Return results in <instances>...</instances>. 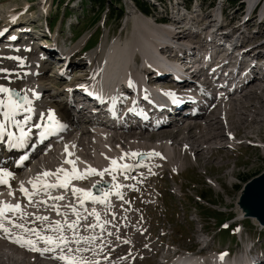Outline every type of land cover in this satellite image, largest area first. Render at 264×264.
I'll return each instance as SVG.
<instances>
[{"label":"bare ground","instance_id":"6f19581e","mask_svg":"<svg viewBox=\"0 0 264 264\" xmlns=\"http://www.w3.org/2000/svg\"><path fill=\"white\" fill-rule=\"evenodd\" d=\"M262 1L263 0H261V2ZM242 2L246 5L248 4L249 12L252 11V7H255L254 10H256V8L261 3L259 2V0H242ZM152 4L155 7L158 6V3H155V0L152 1ZM175 4L178 5L177 0H175ZM248 11L247 13H249ZM258 11L259 14H264V4L263 7H261ZM220 15L221 14H219L216 18H210V22L208 21L209 23L207 22L208 24H206L208 25V27H210L208 29H211L213 27H211L210 25L213 23V21H216L217 18L219 19ZM262 15H260L261 18ZM249 16H252L254 20V15H248L247 17ZM244 19L245 16L237 25L233 24L228 26L229 29L232 26H236L238 27L237 31H239V28L244 26ZM220 23L223 24V20H221ZM177 25L183 26V21L179 22ZM215 26L217 27L216 30L208 31L209 33H206L207 37L201 40L202 42H204L205 40L204 48L207 52H209L210 55L212 54L213 50H217V54H221L219 52V48H222V43H220V41L222 42L224 36L230 37V34H228L229 29L227 26H225V29L227 30L225 31L224 29V34H219V36H217V33H219L217 31L219 30V27L218 25ZM175 28H179V26L175 25L174 29ZM241 30L239 31L240 35ZM184 31L186 32L185 28ZM174 32L178 33L179 31L172 32V30H166L165 32L160 33L155 30H149L148 39L146 34H144L143 38L145 40L146 46H151L153 52H150L149 49L147 50L145 48L146 50L144 49L143 52L145 54H148L147 56H143L140 61L134 53H132L129 58H127L129 54L127 55V57L123 56V50L121 52L113 53L112 51L106 52L102 48L103 54L105 53L106 56H104L105 58H102L103 55L101 53V55H99L98 51L95 52L96 55L92 54L90 56L88 63H81L80 69L77 68L79 66L77 64V66L74 68V72L77 70H80L81 72V70L84 69V71H86L85 73L93 72V74L96 73L97 75L100 71H102L105 82L109 85L111 84L115 91L106 95L103 94L102 91H96L93 93V95H91L88 90H85V87L82 88V85L84 84H86V86L91 85L92 81L90 79L84 82L76 83L75 85H70L67 81L63 88L57 90V94L62 95V91L65 97L68 99L65 104L63 102L60 103L64 105V107H61L59 103L57 104V101L56 103H53L48 100L49 98L53 100V98L56 97L52 96V94L50 96L49 94V90L53 88V86L50 85L55 81L53 82L49 79L44 80V68L40 65L37 73H34L36 67L34 62H39L42 60V56H40L39 60H37L38 54L36 51V47L37 45L41 47L42 44H45L44 39H37L33 44L34 47L31 46L30 48L11 46L9 49H0V68L8 69L10 73V75H7V78H5L6 74L0 73V83L1 81H4L6 83V87L19 92L21 96L27 95L29 100H31L32 102L31 107H34L36 109L34 114L21 112L19 115H17V120H23L25 116L29 115L32 117L33 123H30V121H28V123L23 125L25 130L33 129L39 122L46 124V115L48 114L49 110L54 111L55 116L59 117L60 119L70 120L71 116L68 109L71 105H73V101H75L73 100V97L78 96L82 97L83 99V102H81L83 107L79 110V114L76 113L80 115L78 120L75 122L76 129L74 131H69L66 134H63L61 139L57 141V145H61L60 149L56 147L44 153L42 152V147L35 149V151L32 152V156H34L33 165L29 164L27 166H25L26 164H20L19 158L15 160L17 156V154L15 153H0V168L6 169L13 173V178L9 182L10 187L7 185H0V201H4L13 205L20 203L22 206V213L26 214L24 215L23 219H20V213L13 214L9 212L7 213V216L9 218H13L16 223L26 224L27 222H29L30 225H35L39 227V229H43L45 235L55 236L56 233H52L48 230V225L55 221L64 223L65 219H67L68 222L77 220V215L72 211V209L75 208L76 212L80 214V221L76 229L77 234L84 237L95 236L97 237V239L92 244H69L68 247L73 249L72 253H68L69 255H76L77 257L82 256L83 261H86L87 264H138L137 257H132L128 252H126V247L127 251L130 247V241H128V239L126 238L128 235H130L127 234L130 232V228L128 229V227L125 226V221L128 220L127 223L130 227L137 228V230L132 231L135 239V245L140 243V236H144L145 233L142 230V227H133L130 225L129 219L133 217L134 214L131 212L132 209H128L129 207H127V201H122L120 196L124 195L125 193L132 196L136 193L135 191H138L140 188L132 187L131 185H129L122 186L117 189L115 185H113L111 188L107 186L102 187V185H100L99 187L88 189V187L85 186V181L100 178L96 177L95 175H88L84 179L72 180L69 186L91 190L94 194L99 193L100 188H103L104 191L110 192L108 203L102 204L99 202L85 201L83 204H75L72 202L74 196L69 188L67 190L62 188L49 190L50 194H52V192L60 193V195L57 196H64L63 200H51L49 199L48 194L40 192L32 197L34 203H29L28 199L20 192L21 185H23L25 188L27 186L29 192L33 191L32 184L29 183L30 179H33L34 181L36 177L43 172L55 170V168H61V166L65 169V167L69 165L64 162L66 159L77 160L80 158L78 160L79 162H76V167L81 172H84L85 169H87L89 166L97 169L95 164L97 159L96 152L101 151V149H104L106 147L113 149L120 148L122 156H124V158L121 159L122 156L120 157L118 152H113V154H116L118 156L114 159L119 160L118 164H128L132 165L133 167L128 171L117 170L116 172H113L111 174L105 173L103 176L104 178L109 175H115L116 180L113 181L117 182L122 175L127 176V174H132L131 176L133 177L135 175L138 176V174L142 171L144 172L151 170L154 172L156 170H153L152 168H158L159 164H162L165 161L169 166L168 168L178 171L179 166L176 159L179 153L184 154L185 152H187L189 153V155L191 154L195 157V161H202L204 163L209 160L211 161L216 157V155L220 154L221 151H224L225 149H231L229 146L219 145V143L225 141V139H228L227 141L237 139L240 134L245 135L246 138L249 139V137L253 135V132L249 131L250 128L259 123L261 124V122L264 124V86H261L263 85L262 83H264V66H258L253 62L243 59V56L245 55L247 50L252 48V46L239 48L238 50H236L235 55H233L232 57L231 53L227 55V58H232L234 60V64H236L237 67L244 66L245 74L240 77L237 73V69H235L231 73H227L225 77L226 83L224 84V88L218 90L222 92L225 91V93L223 96H220V94H218L217 92L211 94L209 90H215L213 84L215 85L217 76L221 75V73L224 72L227 64H220L212 73L208 72L209 68L207 67V63L204 64L203 69H200V66L197 67L200 70L194 69L193 67L196 63L194 62V59L189 60L188 57L189 55H192L195 60L202 61L203 57H199L198 52H196L198 44H196V47L191 45L192 48H189L190 46H188V50L182 51L187 56V58H185V55L181 53V51H179L181 47L176 45L177 41L175 43L174 40L172 42L167 41V37H169V34L173 35L175 34ZM159 33L161 34L160 38L154 37L156 35H159ZM11 35L17 40H23V36L19 34L11 33ZM231 35L236 44L240 42L243 43V40L241 38H238L239 36L234 32H232ZM150 40H160V43L157 44ZM201 41H199L200 44ZM136 49L139 50V54L142 52L140 48ZM245 49L247 50L244 51ZM170 50H172V54L175 53V55L167 56ZM58 51L60 54L65 55L63 52L64 49H59ZM237 51H239V54ZM254 51H256L255 54L260 53V51L253 50V52ZM46 55L48 57H51L52 52H46ZM174 56L175 58H178V60H182V62L177 63V61H174ZM9 57H16L18 59H9ZM63 57L68 60L67 63L71 67L72 64L71 61H69L68 55H65ZM261 57H264V53L261 54ZM4 58L8 59L9 62L6 61V63L8 64L5 63ZM29 58H32V60L29 61ZM132 60L134 61L133 64L131 62ZM49 63L50 61L48 62V64ZM156 63L157 65L161 64L160 66L164 69L160 70V68L157 67L156 70H154L153 64ZM172 63L175 64L176 67L174 65H171ZM197 64H199V62H197ZM247 64H249L250 66ZM133 65H140L141 69L138 70L137 67L132 68ZM183 67L187 68L185 70L189 71V74H195V76H197L200 71H203L199 78L201 79L202 84L205 86L193 83V79H191L190 75L187 74L186 71H183ZM85 73L83 74L86 75ZM19 74H21L22 76H20ZM158 76H160V79H162L163 77H168L169 79H166V81L175 84L173 85V87L177 88L172 89L166 87L167 90L163 91L154 89V87H157L158 84L153 86H150L151 84H149V86L147 85L146 81H154ZM34 79L39 82L38 86L37 83H31V81ZM81 79L82 78H79L78 80L81 81ZM122 80L125 81V84L118 87L117 84ZM45 81H48L47 84H50L48 87L44 86L47 85L45 84ZM232 81L236 83H234L233 91L230 92L227 88V85ZM26 82L28 83V85L26 84ZM143 83L145 86L143 85ZM95 84L97 85L96 82ZM157 88L162 89L159 86ZM77 93L79 95H77ZM168 93L172 95H168ZM2 96L3 94H0V97ZM128 98H131V100L127 104L126 100ZM104 100L110 102L111 104L109 106H105L103 102ZM78 101L80 103V99ZM90 104L92 105V108L89 113H92V111H94V107L97 108V113L88 115L92 116L93 119L88 120L86 123H84L87 125H84V127H82V116L84 114V109ZM183 105L202 107V110H200L198 113H195L194 117H191V115L193 114L192 110L185 109L183 111L185 121L183 123H179L177 121V119L179 118L177 117V115L181 111ZM121 107H123V109H121ZM147 111L148 113L144 115ZM41 115H43L45 119L41 120ZM85 115L86 114H84V117ZM222 115H224L223 118ZM72 118H74L73 115ZM2 119L3 117L2 115H0V120ZM188 123L190 125L185 126ZM181 125L184 127L180 128ZM169 127L175 128L172 129ZM89 128H94L97 131L92 132ZM99 128H103L102 131H99ZM8 131L15 133L17 136H19L20 134L19 129L14 125H9ZM111 131H113V133H111L112 135L108 134ZM75 133L78 134L75 135L74 139L71 138ZM93 139H96L97 142H93ZM262 141L263 140H261V142ZM70 144H72V147H68V145ZM213 144H216L217 146H212ZM261 144L264 147V141ZM65 146H67L68 152L73 153L72 156L69 157L65 152ZM0 147H2L4 151L8 148H12L9 144L7 135H5L3 140H0ZM162 150H165L168 153L165 156H162L160 153ZM132 152L142 154L155 152L159 153V155H140L137 157L125 155ZM152 157H156V160L158 161L151 159ZM82 158L88 162L90 160L91 162L86 163L87 165L82 164ZM106 158H108V155L105 156V159ZM39 159L40 164H37ZM152 161H155V163H152ZM79 163L81 164L79 165ZM155 164L158 165L155 166ZM204 166L206 167L207 165L204 164ZM33 168L35 172H32V174L31 170ZM106 168H110V165L104 168H99L97 170L103 171ZM25 169H27L28 171L25 174H21ZM70 169H72L71 165ZM70 169L66 170L71 172ZM45 179L51 183L57 182L56 176H49ZM132 181H134V178H132ZM5 191L7 193L12 192L14 193V195H9ZM117 192H119V195H117ZM38 201H46L47 203H35ZM58 202L63 203L62 206H57L59 208L61 216L63 217L62 220H56L55 217L50 215L51 212L57 213L56 209H54L52 205H55L56 203L60 204ZM48 208H50V210ZM62 208L64 210H62ZM109 208H113L112 210L118 208V212L116 211L117 215L115 217L114 225H109V228L103 229H101L99 226L92 228L90 227V225H88L89 223H92V225H98L100 221H102L104 218L106 219V216L108 215L106 214V210ZM89 209H93L96 213H99L100 221H97L95 216L90 215V213H92L93 211H89ZM39 210L49 211V213H45L42 211L40 212ZM102 210L104 212H102ZM127 211H129V213ZM38 213H44L43 215L47 216L49 220L44 222L37 221L35 217L38 216ZM111 215L113 216V214ZM115 222H117L118 225H115ZM82 225L83 227H81ZM6 226L11 229V234H5L3 231H0V260H2L0 264H37V262L26 256H30L33 259L36 258L37 260H39L38 258L41 257L43 261H41V264H65L64 261L56 258L61 255L59 249H57L55 252H45L41 254V252L30 250L29 246L27 245L22 246L20 243H15L14 239L17 236H24L25 238L31 239H36V237L30 233H24L20 229L12 228L11 225L6 224ZM25 226L29 227V225ZM35 226L31 227L37 228ZM121 230H123V233L121 232ZM125 234L127 235L124 237L123 235ZM64 235H66L71 240L73 237V231L65 227ZM120 235L124 238L122 239V237H118ZM131 236L132 235H130V237ZM118 238H120V240H118ZM125 241H127V243H125ZM100 242H102V244L96 246ZM152 244L153 242H151L148 247L152 246ZM37 247L43 249L44 247H46V245L40 242L37 244ZM78 247H88L89 249L93 250L80 253L75 251V249H77ZM15 248L22 249V253L26 256L20 255V257H16L17 250ZM108 248L113 251H111L109 256L108 254L105 255L108 256L107 258H103L102 256L106 251H108ZM65 252L67 253V249H65ZM185 252H192V250L186 251L185 249ZM262 260L263 259H261V261ZM139 263L142 262L139 260ZM158 263L167 264V262L164 263V261L161 260Z\"/></svg>","mask_w":264,"mask_h":264},{"label":"rangeland","instance_id":"374dc122","mask_svg":"<svg viewBox=\"0 0 264 264\" xmlns=\"http://www.w3.org/2000/svg\"><path fill=\"white\" fill-rule=\"evenodd\" d=\"M144 1H146L147 4L150 3L149 0ZM177 1L178 5L175 4V0H163V3L159 4L157 7L153 6L151 1V6L148 5V8L151 11L154 10V13L146 17L137 10L136 5H132L133 3L131 0H120L118 7H116V11L118 12L119 8H123V14L120 19L110 20L108 14H106L104 10L99 13V19L96 18V9H94V6L83 3L82 0H0V29L4 28L8 30L11 27H15L14 25L16 24H22L25 25L29 31L27 34L29 37L28 41H36L37 39L45 40V44H42L41 47H43L45 51L52 52V56L46 58V64L43 66L45 69L44 80L49 79L55 82L50 85L47 84L48 81H45L47 85L44 86H53V88L49 90V94L50 96L52 94V96L56 97H54L53 100L50 98L48 100L53 103L57 101V104L59 103L61 107H64V105L60 103L63 102L65 104L68 99L62 91V95L57 94V90L63 88L67 81L70 85H75L76 83L84 82L88 79L91 80V76L93 75V72L85 73L86 71H84V69L81 70V72L80 70L74 72V68L77 64L79 65L77 68L80 69L81 63H88L90 56L98 51V54H102V58H105L106 56L105 53L103 54L102 48L106 52L112 51L113 53L123 50V56L127 57L129 54L127 58L134 53L140 61L143 56H147L148 54L143 52L145 48L153 52L151 46H146L143 38L144 34H146L147 39L149 38V30H155L160 33L166 30H172V32L179 31L178 33L174 32L175 34L173 35L169 34L167 41L172 42L174 40V43L177 41L176 45L181 47L179 51L183 54L184 52L182 51L188 50V46L192 48L191 45L196 47V44H198L199 47L197 46L196 52H198L199 57H201L205 51V40L204 42L201 40L207 37L206 33L208 31L216 30L215 25H219V30L217 31L224 30L226 28L225 26L237 25L244 16L246 19L248 15H254V20L252 16L247 17L242 28L243 30L240 29V37L244 44L243 47L252 46L249 50H244H247V52L243 56V59L246 60V57H248L249 59L246 61L253 62L258 66H264V57H261V54L264 53V19L262 20L260 17L262 14H259L258 11L264 4V0L259 4L256 10H252L251 12L248 11V4L242 3L241 0H203L201 2L199 0H194L190 8H186L183 0ZM184 8H186V10H184ZM247 11L250 14L247 13ZM219 14L223 16V24L220 23L221 19L217 18V20L213 21L210 25L213 27L208 29L210 27L206 24L210 22V18H216ZM12 17H15V19L13 20ZM181 21H183L184 27H187V23L189 25L186 32L183 26L177 25ZM83 23H86L87 26ZM257 23L260 25H257ZM175 25L179 26V28L174 29ZM160 33L154 37L160 38ZM90 34V42L85 45ZM7 35L8 33L1 34L2 39ZM217 36H219L218 33ZM2 39L0 37V41ZM2 41V43L7 42V40ZM150 41L157 44L160 43V40ZM199 41H201V44ZM21 43L23 46H26L24 42ZM136 48H140L142 52L139 54V50ZM59 49H64V54L68 55L69 61H71L72 64L71 67L70 65L67 67L65 70L66 72H63L62 75L58 74L61 67L60 62L62 60L58 57ZM221 49H223V47ZM253 50L260 51V53L255 54L256 51L253 52ZM168 53L167 56L175 55V53L172 54V50ZM185 58H187L186 55ZM191 58H193L192 55H189L188 59L191 60ZM173 59L177 61V63L182 62V60H178L175 56ZM31 60L32 58H29V61ZM4 61L5 63L6 61L9 62L6 58H4ZM49 61L50 63L48 64ZM58 63L60 64L58 65ZM160 65H157V63L153 64V68L156 66L159 67L160 70H163L164 68ZM198 66H200V63H196L193 68L198 69ZM136 67L138 70L141 69L140 65L132 66V68ZM39 68L40 67H36V70ZM183 69L186 71L185 69L187 68L183 67ZM186 72L190 73L189 71ZM19 75L22 76L21 74ZM190 75L193 81H197L201 73H198L197 76H195V74ZM159 77L160 76L156 77L154 81H146L147 85L149 86V84H151L150 86H153L158 84L157 87L159 86L161 88H177L173 87L175 84L166 81V79H169L168 77H163L162 79ZM79 78H82L81 81L78 80ZM27 82L26 84L28 85ZM31 83H37L38 86L39 82L34 79ZM0 84L6 86L4 81H1ZM262 84L261 86L263 87L264 83ZM80 98L81 97L78 96L73 97V100L76 102L73 101V105L69 107V113H73V109L77 107H79L78 110L83 107L80 104L81 102L79 103L78 101ZM88 108L89 106L85 107L84 114L89 113L87 110ZM84 114L82 116V125H86L84 124L86 123V115L84 117ZM177 117H179V115ZM223 117L224 115H222V118ZM178 121L181 123L184 122L181 117L178 118ZM188 125L190 124L188 123L185 126ZM183 127L182 125L180 126V128ZM252 127L249 131L253 132V135H251L249 139L246 138L245 135L240 134L237 139L232 141H227L228 139H225V141L219 143V145H226L231 149L221 151V153L216 155L211 161L209 160L205 163L202 161H195V157L191 154L189 155L187 152H185L186 154L179 153L176 159L179 166L178 171L168 168L169 166L165 161L159 164L158 168H152L156 170L154 173L151 170L142 171L138 176H133L134 181H132V178L126 181V184L123 186L131 185L132 187L140 188L138 191L136 190V193L132 196L126 193L120 196V198L122 197V201H127L128 209H132L131 212L135 216L129 219L130 225L133 227H142L145 233L144 236H140V243L135 245L132 231L137 230V228L130 227L127 223L128 220L125 221V226H127L128 229L130 228V232L127 234L132 235L131 237L130 235L126 237L128 241H130L129 250L127 251L126 247V252L132 257L136 256L138 264H160L158 263L160 260L165 262L167 258L171 257L174 253L183 256L191 254L185 252V249L186 251L192 250V252L202 251L205 252V254H210L212 251H220V253L230 251L232 254H226L233 255L234 264H248L250 260L254 258H263L259 264L264 263V228L257 225L253 219L242 218L237 206V200L244 184L252 178L264 173V147L261 144L264 141V124L261 122V124L255 125L253 129ZM169 128L173 129L175 127ZM89 129L92 132L97 131L93 128ZM102 129L103 128H99V131H102ZM111 133H113V131L108 134L112 135ZM77 134L75 133L71 138L74 139ZM261 140L263 141L261 142ZM93 142H97V140L93 139ZM212 146L217 145L213 144ZM68 147H72V144L68 145ZM113 152H118L119 156H122L120 148L113 149L106 147L96 152L97 159L95 164L97 169L110 165V160L118 157L116 154H113ZM160 153L162 156H165L168 152L162 150ZM106 155H108V158L105 159ZM79 159L72 160L77 162ZM151 159L158 161L156 157H152ZM116 160L119 161L118 159ZM81 161H83L82 164L85 165L91 162L83 158ZM155 161H152V163H155ZM37 164H40V159ZM80 164L81 163H79V165ZM204 164L207 166L205 167ZM157 165L158 164H155V166ZM61 168L63 167L61 166ZM57 169L59 168L49 170V172L55 173ZM65 169H70V165L66 166ZM32 172H35L34 168L31 170V173ZM21 174L24 173L22 172ZM60 175L62 176L63 173ZM95 176L100 177L98 175ZM112 176L113 175H109L106 178L100 177L85 181V186L88 187V189L93 188V185H97V187L102 185V187L107 186L111 188L124 177L122 175L116 182L113 181ZM129 177L130 176H128V178ZM31 180L33 181V179H30V181ZM245 180L247 181L245 182ZM27 188L26 186V189ZM58 203L60 204H52L56 206L63 205L62 202ZM205 205L211 208V213L202 214L199 212V207H204ZM50 208L48 209L50 210ZM112 209L113 208L107 209L106 214L108 215L106 219L104 218L99 222V224L104 225V228H109L111 225H114L118 211L117 209ZM62 210L64 209L62 208ZM39 211L49 213V211ZM102 212L104 211L102 210ZM127 212L129 213V211ZM43 214L44 213H38L37 215L44 216ZM111 214H113V216ZM50 215L55 217L56 220L63 219L61 215L55 212H51ZM25 225H29L28 228L35 226L30 225L29 222ZM115 225H118V223L115 222ZM81 227H83V225ZM37 228L39 229V227ZM121 232L123 233V230H121ZM127 234L123 236L125 237ZM123 236L120 235L118 237H122L123 239ZM118 240H120V238H118ZM151 242H153L152 246L148 247ZM99 244L101 245L102 242L98 243L96 246ZM16 250V257H20V255L26 256L22 253V249ZM111 251L113 250L108 248V251H106L102 257L107 258ZM107 254L108 256H105ZM26 257L31 258L37 262V264L43 262L41 257L38 258L39 260L36 258L33 259L30 256ZM138 258L142 263H139ZM176 258H180V256ZM192 260H200L201 264L211 263V257L209 256H200ZM0 262H2V260H0Z\"/></svg>","mask_w":264,"mask_h":264},{"label":"snow or ice","instance_id":"6c2138e0","mask_svg":"<svg viewBox=\"0 0 264 264\" xmlns=\"http://www.w3.org/2000/svg\"><path fill=\"white\" fill-rule=\"evenodd\" d=\"M14 20L15 17H12ZM12 39H15V37H12ZM9 59H18L16 57H9ZM0 73H4L5 78H7V75H10L9 70L5 68H0ZM0 94H3L2 97H0V115H2L3 119L0 120V140H3L5 135H7L9 144L11 147H23L24 144L27 142V139L29 137V132H26L24 130L23 125L28 123L32 119V117L25 116L23 120H17L16 117L21 112L26 113H32L34 109L31 107V100L27 97V95L21 96L19 92H16L15 90L4 86L3 84H0ZM168 95H172L168 93ZM41 120L45 119L43 115L40 117ZM47 121L48 123L44 124V131L41 132V137H44L46 135H52L58 130H63L66 126L61 124L55 116L54 111L49 110L47 114ZM14 125L16 128L19 129V136H17L15 133L8 131V126ZM36 128H40L41 124H36ZM74 147V146H73ZM65 152L68 154V156H72L73 153L68 152L67 146H65ZM132 157H137L140 155H147V156H158L159 153H136L132 152L129 154ZM124 156L121 157L123 159ZM27 159V157H25ZM65 163L72 166L71 172L64 168H59L56 170L55 173L45 171L42 174L38 175L34 181H29V183L32 184L33 191L29 192L28 189H26L23 185L20 187V192L28 199L29 203H34L32 200V197L37 195L40 192H44L45 194L49 195V199L51 200H63L64 196H51L49 190L50 189H56V188H62V189H68L69 185L72 180H79L84 179L88 175H98L100 177H103L105 173H113L117 170L121 171H128L131 170L133 167L132 165L128 164H118V161L116 159L110 160V168H106L103 171H98L95 168H92L89 166L87 169H85L84 172H81L76 167V161L72 159H66L64 161ZM63 173L61 176L60 174ZM49 176H56L57 182L56 183H49L45 178ZM13 178V173L0 168V185H7L10 187V180ZM113 180H116V176H112ZM93 187H97V185H93ZM115 187L119 189L121 186L119 184H116ZM100 192L102 195L98 196L93 193L91 190H85L82 188H72V193L74 196L82 197L80 199V203L83 204L85 201H91V202H99L102 204L108 203V197L110 195V192L104 191L103 188H100ZM9 195H14V193L10 192ZM117 195H119V192H117ZM122 198V197H121ZM35 203H47L46 201H38ZM54 209H56L57 214L61 215L59 208L56 205H52ZM73 213L77 215V220L68 222L67 219H65L64 223H61L60 221H55L48 225V230L56 233L55 236L53 235H45L43 229H37V228H28L23 223H16L13 218H9L7 216V213L11 212L13 214L20 213V219H23L24 213H22V206L20 203L17 204H9L4 201H0V231H3L5 234H11V229L6 226L11 225L12 228L20 229L24 233H30L36 237V239L31 238H25L24 236H17L14 239L15 243H20L22 246L27 245L29 246L30 250L41 252V254L45 252H55L57 249L60 250L61 255L56 257L57 259L64 261L65 264H87L86 261H83V257H77L76 255H69L68 253H72L73 249L68 247L69 244L75 243L77 245H80L81 243L84 244H92L97 239V237H84L79 236L76 232L77 226L80 221V214L76 212L75 208L72 209ZM90 215L95 216L97 221H100V215L99 213H96L93 211L90 213ZM37 221L44 222L48 221L49 218L47 216H37L35 217ZM86 219V217H85ZM99 226L101 229L104 228L103 224L98 225H90V227L95 228ZM65 227L67 229L73 231V237L70 240L66 235H64ZM42 242L46 247L43 249L37 247V244ZM127 243V241H125ZM65 249H67V253L65 252ZM93 249H89L88 247H78L75 249L76 252H87ZM223 255H221V259H223Z\"/></svg>","mask_w":264,"mask_h":264},{"label":"water","instance_id":"95a60500","mask_svg":"<svg viewBox=\"0 0 264 264\" xmlns=\"http://www.w3.org/2000/svg\"><path fill=\"white\" fill-rule=\"evenodd\" d=\"M242 218L254 219L264 227V173L246 182L237 200Z\"/></svg>","mask_w":264,"mask_h":264},{"label":"trees","instance_id":"16d2710c","mask_svg":"<svg viewBox=\"0 0 264 264\" xmlns=\"http://www.w3.org/2000/svg\"><path fill=\"white\" fill-rule=\"evenodd\" d=\"M131 1L134 3V5H136L137 10L143 15L148 16V17L153 15L154 10L151 11L148 8V5L151 6L150 3L147 4L146 1L144 0H131ZM183 1L187 7H190V5L193 3L194 0H183ZM199 1L201 2L203 0H199ZM82 2L94 6V9H96V12H95L96 18L98 19L100 16L99 13L102 12L103 10L106 11V14H108L110 20L120 19L124 11L123 8H119L118 12L116 11V7H118L119 5L118 3L120 2V0H82ZM83 24H86V23H83ZM247 180H245V182ZM199 208H200L199 212L202 214H207V213L212 212L211 208L206 205L204 207L200 206Z\"/></svg>","mask_w":264,"mask_h":264}]
</instances>
